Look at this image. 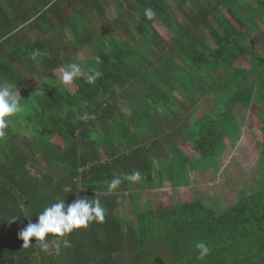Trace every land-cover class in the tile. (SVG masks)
<instances>
[{"label":"trees","instance_id":"trees-1","mask_svg":"<svg viewBox=\"0 0 264 264\" xmlns=\"http://www.w3.org/2000/svg\"><path fill=\"white\" fill-rule=\"evenodd\" d=\"M260 51L264 0H0V82L24 105L0 141V264H264V129L262 176L241 181L235 202L163 197L165 184L219 170L238 110L264 127V93L240 66ZM71 63L82 69L73 93L50 81ZM92 70L102 75L88 84ZM216 85L229 94L211 116L200 102ZM77 197L98 199L104 221L74 230L59 254L52 234L46 252L35 238L23 247L19 231L45 206Z\"/></svg>","mask_w":264,"mask_h":264},{"label":"rangeland","instance_id":"rangeland-1","mask_svg":"<svg viewBox=\"0 0 264 264\" xmlns=\"http://www.w3.org/2000/svg\"><path fill=\"white\" fill-rule=\"evenodd\" d=\"M171 5L174 3L170 1ZM109 16L113 15L110 12ZM154 26L161 35L168 38L165 28L160 23ZM261 54H264L260 51ZM245 68L247 74V83H256V93H264V55L261 58L249 59L240 64ZM52 84L65 87L69 92H74L76 86L74 82L70 85H64L60 80L59 69L56 70L50 78ZM217 86V85H216ZM218 88L205 97L200 106L211 116L215 115L221 109V103L225 95L229 94L228 89ZM235 128L238 134V141L234 144V150L230 157L220 163L218 171L200 172L197 176L198 180L193 181L190 186L183 189H172L168 184L164 185L163 197L167 195V191L171 193L172 200L175 203H181L185 200H196L201 198L215 199L214 203L226 206L237 200V187L241 181L257 182L262 176L260 166V135L263 134L262 123L258 115L250 110H238L235 114ZM261 128V129H260ZM188 154H192L190 150ZM238 174H235V171ZM167 198V196H166Z\"/></svg>","mask_w":264,"mask_h":264},{"label":"clouds","instance_id":"clouds-1","mask_svg":"<svg viewBox=\"0 0 264 264\" xmlns=\"http://www.w3.org/2000/svg\"><path fill=\"white\" fill-rule=\"evenodd\" d=\"M144 15L151 20L155 17V12L148 8L145 9ZM99 62L100 58H94ZM60 80L64 85H70L75 79L82 75L81 66L77 63L68 64L59 69ZM102 75L98 70H92L86 76L88 84H94L95 81ZM24 110L23 99L21 98L16 86L7 82H0V141H3L7 136V129L13 118ZM85 116L82 119H87ZM123 180L138 182L141 180V174L135 172L131 175H126ZM120 177L113 178L107 185L109 192H113L122 183ZM65 193L73 192L70 186L63 188ZM31 215L25 209L23 216L28 218ZM17 217L10 219V223L14 222ZM105 219V208L98 199H88L86 197H77L69 204L65 203V199H57L55 202L47 205L41 212L38 213L37 222H29L26 227L22 228L18 235L23 241V247L30 246V240L35 238L36 244L40 249L47 251L49 249V234L58 237L55 241V249L59 254L60 246H70V241L67 236L74 230L88 227L91 222L102 223ZM195 248L198 250V258L202 259L208 255L210 249L204 242H197Z\"/></svg>","mask_w":264,"mask_h":264},{"label":"crops","instance_id":"crops-1","mask_svg":"<svg viewBox=\"0 0 264 264\" xmlns=\"http://www.w3.org/2000/svg\"><path fill=\"white\" fill-rule=\"evenodd\" d=\"M22 116H23V119H24V114H23ZM15 120H16V119H15V118H13V120H12V121H15ZM13 132H14V130H12V131H11V134H12ZM2 142L9 143L7 139H6V140H4V141H2ZM4 144H5V143H3V144H1V145H2V146H5Z\"/></svg>","mask_w":264,"mask_h":264}]
</instances>
